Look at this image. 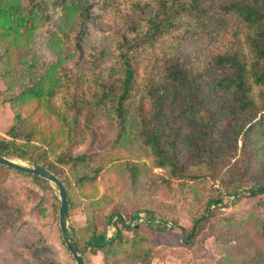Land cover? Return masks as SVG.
Here are the masks:
<instances>
[{"label": "trees", "instance_id": "trees-1", "mask_svg": "<svg viewBox=\"0 0 264 264\" xmlns=\"http://www.w3.org/2000/svg\"><path fill=\"white\" fill-rule=\"evenodd\" d=\"M126 1L124 29L91 50L84 37L94 9L120 15L117 0H0V78L15 108L0 133V156L59 177L68 214L76 187L94 211H107V222L119 216L110 239L95 229L82 246L69 231L86 264L88 245L106 264H154L156 245L120 216L124 206L141 205L142 180L149 190L177 184L201 205L192 208L190 228L178 226L182 245L172 254L179 264L193 263L205 229L216 237L217 264H264L259 207L219 216L224 197L204 185L218 181L231 196L264 193V0ZM41 36L53 54L42 50ZM186 39L200 44L185 50ZM97 116L117 126L101 162L74 152L87 137L83 120ZM11 170L0 164L2 176ZM114 170L131 200L114 186L101 190L99 180ZM146 220L154 227L152 215ZM163 223L156 224L168 229ZM22 225L14 219L9 229ZM34 246L33 254L45 247Z\"/></svg>", "mask_w": 264, "mask_h": 264}, {"label": "rangeland", "instance_id": "rangeland-1", "mask_svg": "<svg viewBox=\"0 0 264 264\" xmlns=\"http://www.w3.org/2000/svg\"><path fill=\"white\" fill-rule=\"evenodd\" d=\"M123 1L117 0L123 9L120 15L112 9H94L89 32L84 37L87 49L102 50L108 47L114 36L124 29L126 21L123 14L130 5H126V0ZM138 1L144 2V0ZM39 43H42L43 51L46 49L48 53H54L53 49L47 46L45 36L39 38ZM199 44L194 39H186L182 43L185 50H193ZM6 88L3 79L0 78V133L2 134L15 119V108L9 101L11 95ZM83 125L87 127V137L74 148V152L86 153L95 162H101L117 137V126L103 116L92 118L89 122L83 120ZM13 160L24 166L33 167L27 161ZM99 184L101 190L107 186H114L113 192L119 194L120 190L121 194L127 192L131 200L128 182L116 170L101 177ZM204 185L209 189L205 193H220L224 197V201L214 209L219 216H240L246 210L258 206L264 218V204L258 203L260 199L264 200V193L250 196L241 189L243 192L239 196H231L218 181L208 180ZM173 188L175 189L168 191L162 186L155 185L154 189L149 190L147 181L142 180L139 188L141 205L124 206V210L120 212L121 219L126 223L132 226L139 223L140 232L148 235L156 245L154 264H179V257L172 254L173 249L182 245L181 229L178 226L190 228L192 208L201 206L195 203L196 199L192 196V202L185 199V189L182 191L179 185L174 184ZM69 191V231L77 235L80 244L85 246L95 229L105 231L106 239L112 238L117 232L116 222L119 221V216L113 215L109 223L106 210L94 211L90 203L80 196L76 187H71ZM58 193L59 186L56 183L39 175L28 174L14 168L5 176L0 174V264H77L68 247L63 243L64 238L59 227ZM137 211L139 218H134ZM149 215L154 217V227H150L147 223L146 218ZM14 219L24 225L17 229H9ZM160 220L164 221L163 224H166L168 229H163L162 224H156ZM123 232L131 234L124 227ZM203 234L205 235L203 243L198 244L191 251L193 255L191 264H217L219 254L216 251V237L209 235L208 229H205ZM38 244L45 247L33 254L32 249ZM92 250L89 245L85 247L88 264H106L103 253H94Z\"/></svg>", "mask_w": 264, "mask_h": 264}, {"label": "water", "instance_id": "water-1", "mask_svg": "<svg viewBox=\"0 0 264 264\" xmlns=\"http://www.w3.org/2000/svg\"><path fill=\"white\" fill-rule=\"evenodd\" d=\"M0 164H5L21 172L42 176L43 178L54 182L59 186L58 202L60 230L62 232L64 240L68 245V249L71 252L72 256L75 258L77 264H86L83 254L80 252L77 243L69 235L67 197L63 181L54 173L39 165L28 167L16 162L15 160L8 159L3 156H0Z\"/></svg>", "mask_w": 264, "mask_h": 264}]
</instances>
